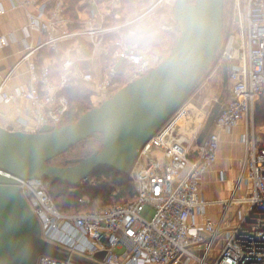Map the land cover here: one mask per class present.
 <instances>
[{
  "label": "built area",
  "instance_id": "obj_1",
  "mask_svg": "<svg viewBox=\"0 0 264 264\" xmlns=\"http://www.w3.org/2000/svg\"><path fill=\"white\" fill-rule=\"evenodd\" d=\"M13 1L26 12L25 45L17 63L0 74V106L23 103L34 122L19 116L11 131L38 133L44 126L65 125L68 92L81 82L92 85V103L100 106L113 91L161 64L140 45L144 25L169 11L172 26L164 29L176 24L171 0ZM136 2L143 9L130 13ZM231 10L230 33L214 62H220L222 80L228 66L229 95L215 101L223 98L211 132L198 143L206 118L192 134L180 129L191 95L139 151L128 174L134 200L95 212L61 213L45 181L19 180L45 240L99 264H264V128L259 132L255 123L264 99V0H231ZM15 41L14 33L0 36V50ZM23 66L29 84L14 86ZM200 109L209 115L206 106ZM240 126L245 147L240 176L228 199L207 201L202 180L218 161L221 135ZM97 185L89 177L81 190ZM218 205V217L208 218L207 209ZM36 264L84 263L41 254Z\"/></svg>",
  "mask_w": 264,
  "mask_h": 264
},
{
  "label": "water",
  "instance_id": "obj_2",
  "mask_svg": "<svg viewBox=\"0 0 264 264\" xmlns=\"http://www.w3.org/2000/svg\"><path fill=\"white\" fill-rule=\"evenodd\" d=\"M225 0H176L173 20L180 36L167 58L127 84L74 124L44 126L38 133L0 126V264H36L41 254L99 264L42 237L41 224L23 197L19 180L77 186L103 171L129 174L143 146L197 89L224 43ZM223 82L229 83L228 66ZM216 103L198 143L212 130ZM99 138L102 148L59 167L49 162L79 143ZM105 252L96 254L102 260Z\"/></svg>",
  "mask_w": 264,
  "mask_h": 264
},
{
  "label": "crops",
  "instance_id": "obj_3",
  "mask_svg": "<svg viewBox=\"0 0 264 264\" xmlns=\"http://www.w3.org/2000/svg\"><path fill=\"white\" fill-rule=\"evenodd\" d=\"M0 10H2L0 11V36L14 33L16 37L14 43L0 50V74L5 75L17 63L23 53L25 43L22 28L27 24V16L25 10L17 7L13 0H0ZM12 84L14 86H28L29 76L26 67L20 68L18 74L12 80ZM227 88L228 86L225 90ZM203 96L198 99L197 103H189L192 106L190 113L179 122V127L182 131L189 130V134H192V130L199 119L203 120L206 118V126L216 104L212 103L210 105L209 100ZM202 106H206L208 109L209 115L207 117L200 109ZM19 116L34 122L31 111L25 108L23 103L0 106V126L11 130V126L15 124ZM243 132V126H240L231 134L224 133L221 135L218 161L214 168L203 176L202 180L201 189L207 201H222L230 197L231 190L240 176L242 159L245 156V147L242 143ZM222 173L228 176L226 181L223 180ZM242 193V191L239 192V194ZM220 211V205L209 207L207 209V217L214 220L218 217Z\"/></svg>",
  "mask_w": 264,
  "mask_h": 264
},
{
  "label": "trees",
  "instance_id": "obj_4",
  "mask_svg": "<svg viewBox=\"0 0 264 264\" xmlns=\"http://www.w3.org/2000/svg\"><path fill=\"white\" fill-rule=\"evenodd\" d=\"M179 36L180 30L177 24H175L172 30L164 31L162 34H158L156 29L146 32L144 34V40L140 45L144 50L158 56L162 63L176 45ZM117 91L119 90L113 91L112 95ZM91 94L92 85L84 82L77 84L68 92L70 110L63 124H74L79 121L84 114L95 108L92 103ZM255 123L258 131L261 132L264 128V102L263 106L260 107L259 112L255 115ZM88 142L90 144L98 142L99 146L98 148L94 147L92 150L87 149L84 154L88 155L84 157H88L102 148V141L99 138H91L72 147L64 154L78 152L80 147H83V145ZM53 160L49 163L51 164ZM71 165H73V163L69 160L68 162L66 161L65 165L58 163L55 166L66 167ZM92 177L97 178L98 185L96 187L88 186L85 190H81V184L77 186H69L49 181H45V184L55 205L59 211L64 214H80L86 211L95 212L100 209L128 203L134 200L136 193L135 185L134 182L129 179L128 174L108 170L99 172ZM71 189L74 190L70 191ZM81 198L89 199L90 203H81Z\"/></svg>",
  "mask_w": 264,
  "mask_h": 264
},
{
  "label": "rangeland",
  "instance_id": "obj_5",
  "mask_svg": "<svg viewBox=\"0 0 264 264\" xmlns=\"http://www.w3.org/2000/svg\"><path fill=\"white\" fill-rule=\"evenodd\" d=\"M172 4L175 5L176 0H171ZM143 9L142 3H131L129 6L128 11L131 12H140ZM231 17H232V10H231V0H225V8H224V41L228 37L230 33V22H231ZM171 18V13L169 12H163V15L159 14L153 17L151 20L148 21L147 24L144 25V29L148 32L150 30H155L157 31L158 34H162L164 31L172 30L174 26L170 29H164L165 27H171L172 24L170 21H168ZM169 22L168 26H165V23ZM144 40V36L140 39V43ZM218 60V56L216 58ZM215 60V61H216ZM214 61V62H215ZM221 70H220V62L217 61V63H213L207 73L205 74L206 76L202 78L200 81V84L197 87V90L192 94L189 103H194L200 99L202 95H204V98H207L209 100L210 105L212 103H215L216 99L220 95H224L225 97H228L229 95V89L227 88L226 90L223 87V80L221 77ZM96 101V99H94ZM97 102V101H96ZM264 99L260 100L259 106L257 107V111L259 112V109L261 106H263ZM216 104V103H215ZM95 107V106H94ZM99 143H93L90 144L85 143L83 147H80L78 152L75 153H69V154H64L56 159H54L51 164L56 165L58 163L61 164H66V161L68 162L69 160H73L75 158L79 157H84L88 154H84L87 149H93L94 147L98 148ZM81 188V187H80ZM72 191L74 189H71ZM70 190V191H71ZM236 209V208H235ZM235 209H232L235 210ZM241 209V208H240ZM238 209H236L237 211ZM236 211H234L236 213ZM231 215V214H230Z\"/></svg>",
  "mask_w": 264,
  "mask_h": 264
}]
</instances>
